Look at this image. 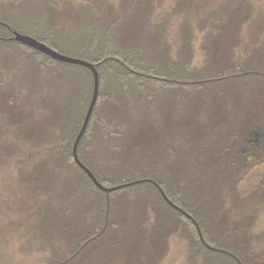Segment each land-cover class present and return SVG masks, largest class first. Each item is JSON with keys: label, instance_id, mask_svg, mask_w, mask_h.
<instances>
[{"label": "trees", "instance_id": "1", "mask_svg": "<svg viewBox=\"0 0 264 264\" xmlns=\"http://www.w3.org/2000/svg\"><path fill=\"white\" fill-rule=\"evenodd\" d=\"M89 1L85 20L93 17V10L98 11L97 5L103 10L101 17L91 18L94 24L102 26L108 14L111 17L104 30L106 38H98L105 43L104 47H98L88 60L99 73V91L77 154L101 184L119 186L110 191L99 188L73 157V144L93 94L92 71L80 64L54 59L15 40L13 30H17V22L10 21V17L17 14V5L12 2L0 6L4 16L0 18L5 20L0 19V127L10 130L15 137L7 142L0 135V146L11 150L12 144L23 141L32 148L47 150L34 164L20 171L21 178L35 187V194L43 195L29 217L38 247H49L46 264H129L135 259L137 264H153V260L161 264L174 238L186 243V257L194 264H264V232L255 229V213L264 201V39L253 40L252 45L244 47L241 36L243 23L264 24V11L253 0H221L209 7L196 6L195 0H120L117 5L110 0ZM167 2L171 6L156 13V7ZM175 15L181 16L176 26L180 37L177 44L167 40ZM119 21L125 30L119 29ZM109 29L110 37L106 32ZM115 30L117 37L112 35ZM57 32L43 31L38 40L54 49L53 35ZM198 39L203 55L195 63ZM12 44L25 45L40 57H31L29 53L13 57L9 47ZM97 44L96 40H85V49L90 51ZM16 57L22 68L32 65L22 74V70L18 71L21 79L9 75L14 67L7 59ZM72 68L77 70L70 71ZM115 71L125 79L135 78L126 92L127 108L119 105L116 80L105 85L109 72ZM73 74L81 77L78 84L71 82ZM142 77L155 82L141 81ZM74 85L80 88L75 98L77 108L61 116L59 106L64 101L69 105ZM165 85L190 88L191 103L206 100L210 106L232 103V91L244 87L250 90V96L243 100L254 101L256 110L251 114L240 98L242 106L222 123L228 131L221 135L216 127L202 123L205 133L214 139L204 140L197 135L199 141L186 140L190 150L177 153L190 163L185 171L175 172L173 164L165 169L162 163L146 165L144 169L146 163L142 158L125 160L115 154L123 149L126 131L130 129L127 140L138 133V126L124 118L123 113L139 120L143 113L151 111L149 101L145 103L142 98L150 100ZM221 89L223 96V89L229 90L228 99L221 100ZM107 100L113 103L102 108ZM158 101L154 100L152 107ZM33 180L38 183L33 184ZM152 180L181 210L164 198ZM144 205L157 206V213L150 231L140 239L136 233L140 228L137 217ZM240 207L244 209L239 210ZM48 232H55L58 242L46 236ZM107 233H115L113 241L110 238L102 244L99 240ZM120 235L122 238L118 239ZM96 237L92 246L98 247L80 256L78 248ZM160 239L161 243H157ZM125 242L144 244L148 249L137 252ZM157 244L162 246L161 252ZM187 259L182 264H187Z\"/></svg>", "mask_w": 264, "mask_h": 264}, {"label": "rangeland", "instance_id": "2", "mask_svg": "<svg viewBox=\"0 0 264 264\" xmlns=\"http://www.w3.org/2000/svg\"><path fill=\"white\" fill-rule=\"evenodd\" d=\"M119 1L120 0H110V2H113V5H117ZM219 1L221 0H195V4L200 7H209L217 4ZM253 1L257 4L258 9L264 11V0ZM12 2H15L17 5V10L15 12L17 14L11 16L10 21L13 19L16 20L17 31L36 39L42 37L43 31H48L50 33H53L55 30L58 31L53 37L56 41L54 49L59 53L70 57L91 60L98 47H104L105 43H101L98 38H106L104 30L109 25L111 15L108 14V18L105 19L102 26L94 24V20L91 19L94 17H101L100 10H103L101 5H97L99 7L98 11L93 10V17L90 19L86 18L85 20V11H88L90 8L89 0H0V6ZM171 4L172 3L167 2L163 7H156V13H163V10H167ZM114 10H116L117 14L119 13L118 7ZM0 16L4 17L1 14ZM0 19L5 21L4 18ZM180 19V15H175L173 23L170 26L171 28L169 27L167 31V40L170 43L177 44L180 42V37L176 29ZM99 22L100 20L98 23ZM118 23L121 24L119 29L121 31L125 30L122 21H119ZM77 28L80 29L76 30ZM91 28L93 29L92 31ZM95 30H97V32H95ZM110 31V29L106 30L109 37L111 35ZM259 31L260 30H255V32ZM245 32H247L246 36ZM87 33L89 36H86ZM79 35L81 38L78 37ZM112 35L113 37H117V31L115 30ZM243 36L244 47L250 46L254 41L257 42L258 40V37L250 35L249 29L243 30ZM85 40L88 43L96 40V44H98L95 45L94 49L89 51L85 49ZM199 40L200 39L196 42L197 50L195 53V63L200 62L203 55L199 48ZM108 46L111 47L112 44L108 43ZM9 47L13 51V57L18 53H23L22 55L29 53L31 57H40L39 55L36 56V53H33L25 45L12 44ZM112 47H114V45ZM118 48L120 49L119 46ZM7 62H10V65L14 67L12 71H9V75L11 77L18 76V79H21V75L18 74V71L22 70V74L26 69L32 67V65H26L22 68V62H20L17 57L15 60L7 59ZM75 69L76 68H72L70 71ZM81 72L83 73V76L86 75L84 70ZM10 73L15 74L11 75ZM73 75L74 78L70 77L71 82L73 81V83L78 84L81 77L77 74ZM121 75L122 74L117 71L109 72L105 85H111V82L116 80L115 84L118 89V100L121 102L119 105L127 108L126 103L128 97L126 92L130 90L128 89V85H133L135 78L130 77V79L127 77L125 79ZM148 80L154 81L144 77L141 78V81ZM151 84L156 85L155 83ZM243 88L244 87L238 86L232 91V103L225 105L221 102L220 104L210 106L206 100H200L199 103L195 100V103H191L189 97L192 92L190 88L184 89L181 88V86L165 85L161 88L162 91H158L159 94L149 97L150 100L145 98V96L142 98V101L145 103L149 101L148 104L151 111L143 113L139 120L138 118L130 117L126 112L123 113L124 118L131 120V124L138 126L136 129L138 133L131 135L130 139L127 140L126 134L130 129L126 132L124 130L125 144L123 145V149L115 154L125 160L142 158L146 163L143 166L144 169L146 165L162 163L165 165V169H168V167L173 164L172 166L174 167L175 172L185 171L190 166V163L185 162L183 157L177 153H180L183 150H190L185 143L186 140L199 141V136H202L204 140L208 139L213 141L214 138H212V135L205 133V130L201 127L202 123H209L212 127H216V131H220V135L222 132H227L228 129L224 128L222 123L227 122L225 119H228L229 114L230 118H232L235 113L234 111L238 112L239 107L242 106L240 98L243 100L245 97L248 99L250 96V90H244ZM79 91L80 88L77 85H74L72 91L73 95H70L69 97V105L66 101L61 102L59 106L61 116H66V113L69 112L70 109L75 111L77 108V100L75 98L79 96ZM227 91L223 89L224 96L222 94V89L219 91L221 100L223 98H229L226 95ZM177 92L183 93L184 96L181 97ZM146 93L149 94L147 91ZM198 97L199 95H197V99ZM71 98L72 100L70 102ZM164 99L167 101H164ZM247 99L243 100L245 101L244 103H246ZM154 100L159 101L156 102L155 107H152L154 105ZM139 101L141 100L139 99ZM17 102L18 100L16 103ZM111 103H113L112 100L105 101L102 104V108L108 107ZM246 104V107L244 106L245 104L243 106L250 109L251 114H254L256 110L254 104L256 103L252 101L250 103L247 102ZM15 105L18 104H14V106ZM242 119L243 121H246L244 116H242ZM10 133V130H5V128L0 127V135H2L7 142L12 141L11 138H15L13 135H10ZM192 134L199 136L196 138V136ZM17 145H20V147L17 148ZM12 146L11 150L0 146V264H46L47 258L50 254L49 247L46 244V248L48 249L38 247L39 244L36 240V234L30 229V222L32 219L29 217L30 213L32 214L33 211L35 212L37 210L40 203L39 197H43V195L40 193L35 194V187L31 186L27 181L21 178L20 171L26 169L27 166L29 167L34 164L40 157L46 154L47 150L45 147L32 148L28 143L23 141H20V144H12ZM196 146L198 147L200 144L197 143ZM32 182L33 184L38 183L36 180H33ZM156 207L157 206H154V208H147L144 205L143 211L140 216L137 217V220L140 222V228H138L139 231L136 233L140 239L146 236L147 231H150V224L155 220ZM238 209L243 210L244 208L240 207ZM255 216L257 221L255 229L264 232V201L258 205ZM53 234L52 232H48L46 233V236L54 238V241L58 242L55 232H53ZM114 236L115 233H107L99 240V242L103 244L110 238L113 241ZM98 237L89 244L82 245L78 248L77 252L81 253L80 256L87 251H94L92 248L98 247L97 244L92 246L97 242L96 239ZM121 238L122 235L118 237V239ZM157 243H161V239L157 241ZM125 245L135 249L137 252H144L148 249V246L144 244L139 245L137 242H125ZM156 246L159 247V251L161 252L162 246L159 244ZM107 247V251L110 252L111 246L108 245ZM125 249L132 253L129 248L125 247ZM187 250L188 248L184 241L176 238L172 239L171 242H169V251L161 264H182L187 259ZM151 263L156 264L154 260L151 261ZM129 264H137V260H132ZM187 264L194 263L187 259Z\"/></svg>", "mask_w": 264, "mask_h": 264}, {"label": "water", "instance_id": "3", "mask_svg": "<svg viewBox=\"0 0 264 264\" xmlns=\"http://www.w3.org/2000/svg\"><path fill=\"white\" fill-rule=\"evenodd\" d=\"M13 38L15 40H17V41H20V42H23L25 44H28V45L32 46L33 48H35V49H37V50L49 55L50 57H52L54 59H57V60H60V61H63V62L80 64V65H83V66H86V67L90 68V70L93 73V77H94L93 94H92V98H91V101L89 103V106H88V109H87L83 124H82L81 129H80V131H79V133H78V135H77V137H76V139L74 141V144H73V157H74L75 161L79 164V166L81 168H83L87 172V174L90 176V178L94 181V183L99 188H101L103 190H106V191H110V190L118 188L119 186L106 187L103 184H101L100 181L97 179V177L94 175V173L84 163H82V161L79 159L78 154H77L78 143H79V141H80V139H81V137H82L87 125H88V122H89L90 116L92 114L94 105H95V103L97 101V98H98L99 81H100V79H99V73L97 71L96 66L93 63L89 62L88 60H84V59L76 58V57H70V56L64 55L62 53H59L57 50H55L52 47L48 46L44 42H41L40 40H38V39H36L34 37L22 34V33L18 32L17 30H13ZM152 181L158 186V188H159L160 192L162 193V195L164 196V198L172 206H174V207H176V208L181 210L180 207H178L175 203H173L167 197V195L165 194V192L161 188V186L157 182H155L154 180H152ZM186 214H188V213H186ZM196 227H197V230H198V233H199L201 239L203 240V242H205L204 239H203L201 230L199 228V225L197 223H196Z\"/></svg>", "mask_w": 264, "mask_h": 264}, {"label": "crops", "instance_id": "4", "mask_svg": "<svg viewBox=\"0 0 264 264\" xmlns=\"http://www.w3.org/2000/svg\"><path fill=\"white\" fill-rule=\"evenodd\" d=\"M262 28H264V24H260V23H249V22H246V23H243L242 26H241V36L244 38L243 36V30L245 29H249L250 30V35L251 36H256L258 37V39H264V31H259V32H251V30H261ZM247 35V32H245V36Z\"/></svg>", "mask_w": 264, "mask_h": 264}]
</instances>
